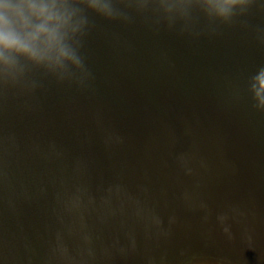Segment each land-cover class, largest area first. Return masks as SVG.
<instances>
[{"label": "water", "instance_id": "1", "mask_svg": "<svg viewBox=\"0 0 264 264\" xmlns=\"http://www.w3.org/2000/svg\"><path fill=\"white\" fill-rule=\"evenodd\" d=\"M95 23L87 90L0 87V264H264V4L199 35Z\"/></svg>", "mask_w": 264, "mask_h": 264}, {"label": "clouds", "instance_id": "2", "mask_svg": "<svg viewBox=\"0 0 264 264\" xmlns=\"http://www.w3.org/2000/svg\"><path fill=\"white\" fill-rule=\"evenodd\" d=\"M256 0H0V87L30 93L42 82L87 90L86 41L97 19L199 35L248 16ZM264 4V0H259ZM249 106L264 113V64L247 76ZM222 219V218H221ZM227 232V227L224 228ZM195 257H186L190 262ZM217 258L216 264H222Z\"/></svg>", "mask_w": 264, "mask_h": 264}]
</instances>
